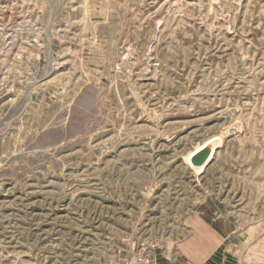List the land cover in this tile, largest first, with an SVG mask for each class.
I'll return each mask as SVG.
<instances>
[{"label": "rangeland", "instance_id": "1", "mask_svg": "<svg viewBox=\"0 0 264 264\" xmlns=\"http://www.w3.org/2000/svg\"><path fill=\"white\" fill-rule=\"evenodd\" d=\"M0 264H264V0H0Z\"/></svg>", "mask_w": 264, "mask_h": 264}, {"label": "bare ground", "instance_id": "2", "mask_svg": "<svg viewBox=\"0 0 264 264\" xmlns=\"http://www.w3.org/2000/svg\"><path fill=\"white\" fill-rule=\"evenodd\" d=\"M214 138V137H213ZM215 139V138H214ZM213 141V139H207L203 142H201L200 144L196 145L195 147H193L187 154L186 158H185V163L189 166V168L195 169L196 171H198V173L204 168V165H193L191 163V158L194 154H196L197 152L202 151L204 148L209 147L208 148V152L207 155L210 156L215 148L216 144H211V142ZM215 142V141H214ZM220 142V141H219ZM216 143V142H215Z\"/></svg>", "mask_w": 264, "mask_h": 264}, {"label": "water", "instance_id": "3", "mask_svg": "<svg viewBox=\"0 0 264 264\" xmlns=\"http://www.w3.org/2000/svg\"><path fill=\"white\" fill-rule=\"evenodd\" d=\"M207 152L208 149L205 150L204 148L202 151L194 154L191 158V163L196 166L204 165L205 167L211 161L214 151L210 156L207 155Z\"/></svg>", "mask_w": 264, "mask_h": 264}]
</instances>
